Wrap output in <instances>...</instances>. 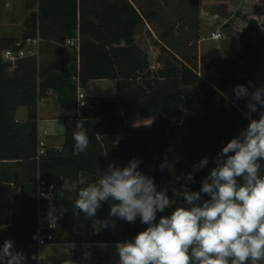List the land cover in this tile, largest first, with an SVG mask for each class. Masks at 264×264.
<instances>
[{"label": "trees", "instance_id": "16d2710c", "mask_svg": "<svg viewBox=\"0 0 264 264\" xmlns=\"http://www.w3.org/2000/svg\"><path fill=\"white\" fill-rule=\"evenodd\" d=\"M33 1L28 35L38 32L43 42L61 44L78 34L79 50L50 61L20 60L10 70L1 50L14 41L0 39V168L9 170L6 178H0L4 195L0 198V248L5 240L13 241L14 250L25 254L26 264H38V179L53 188L52 199L43 203L59 217L55 228L46 231L53 236L50 243L115 245L131 240L147 225L139 218L135 223L117 219L114 230L94 233L92 220L82 212L74 214L72 183L81 175L97 180L110 162L126 166L137 159L139 170L154 178L158 190L167 188L170 198L172 188L180 190L182 184L199 191L222 147L249 123L244 115L247 98L236 100L233 89L244 85L252 92L264 87V32L255 20L240 33L243 52L235 58L221 57L218 50L206 53L198 61L201 76L168 34L160 35L161 49L170 58L153 74L147 53L134 40L148 13L137 10L129 0ZM189 12L183 11V17ZM108 79L116 81V96H89L79 111L90 140L87 150L76 152L73 134H67L60 148H48L37 160L39 101L54 91L57 101L68 105L76 102L78 86L86 88L92 80ZM20 109L26 111L23 121L17 118ZM134 115L156 118V123L129 127L126 120ZM252 118L258 119L259 111ZM160 128L168 134L159 133ZM177 147L189 156L176 157ZM205 157L209 164L193 172L192 166ZM165 161L168 166L161 171ZM190 172L194 183L184 180ZM12 184L22 185V192L17 194ZM108 212L109 203H103L95 219H106Z\"/></svg>", "mask_w": 264, "mask_h": 264}, {"label": "clouds", "instance_id": "9594fccd", "mask_svg": "<svg viewBox=\"0 0 264 264\" xmlns=\"http://www.w3.org/2000/svg\"><path fill=\"white\" fill-rule=\"evenodd\" d=\"M233 93L236 100L247 98L244 115L249 123L222 147L199 191L182 184L180 190L172 188L170 198L167 188L158 190L154 178L139 170L137 159L126 166L110 162L94 182L86 183L81 175L72 183L74 214L82 212L92 220L94 233L114 230L117 219L135 223L139 218L147 225L131 240L116 242L119 264H264V87L249 92L237 85ZM258 111L259 118H252ZM76 129L74 149L83 153L90 143L83 121ZM208 164L207 157L201 159L193 172ZM167 166L165 161L161 171ZM184 180L195 182L191 172ZM181 197L184 203L177 205ZM103 203H109L108 217L95 219ZM166 209L174 210L157 222V214ZM53 211L50 208L49 225L59 218ZM0 264H26V256L5 240Z\"/></svg>", "mask_w": 264, "mask_h": 264}, {"label": "rangeland", "instance_id": "374dc122", "mask_svg": "<svg viewBox=\"0 0 264 264\" xmlns=\"http://www.w3.org/2000/svg\"><path fill=\"white\" fill-rule=\"evenodd\" d=\"M177 1L167 0L164 12L162 13L163 23L155 24L141 23L135 32V43L148 54L150 68L153 74L157 70L164 68V60L170 58L167 53L160 49L158 39L160 35L167 33L169 39L175 44L178 52L189 58L193 68L199 76L203 74L200 67V59L206 53L214 50L220 52L221 57H238L244 49V42L240 33L246 28L251 20L257 21L261 32H264V0H241L238 3H226V0H206L200 7L199 19H194L192 12L184 14L177 11ZM185 2L188 0H184ZM190 1V0H189ZM188 1L189 4H191ZM33 0H11L10 6L6 7L5 2L0 0V39L10 42L23 38L30 33L31 25L29 16L35 11ZM192 2V1H191ZM230 2V1H229ZM236 17L232 18V15ZM41 22V21H40ZM219 32L222 38L216 41L211 40L212 34ZM199 35V36H198ZM204 39L202 41V39ZM201 39V40H199ZM75 48L68 47L66 41L61 44L43 42L40 48V61H50L51 59L62 58L71 54ZM4 49L1 50V57ZM161 56L162 61L158 62ZM51 58V59H48ZM4 58L2 57V60ZM38 59V60H39ZM176 66L180 68V63ZM194 86L188 87L193 88ZM85 91V90H84ZM86 92V91H85ZM90 97L114 98L116 96V82L112 80L93 81L89 89ZM23 113L19 111L18 120L23 119ZM129 127H139L156 123V118H142L134 115L126 120ZM45 128L42 125L40 131ZM159 133L168 134L166 129H158ZM40 132V133H41ZM52 134H62L64 130L50 131ZM73 132V131H71ZM43 137V136H41ZM44 138V137H43ZM62 141H50L49 147L59 148ZM176 157H188L182 148L177 147ZM122 166V165H119ZM8 172V173H7ZM9 170L0 168V178H6ZM86 183L94 182L91 177L85 178ZM18 185L12 188L15 190ZM83 186V185H82ZM53 195V192H52ZM4 195L0 192V198ZM52 199V196H51ZM184 202L177 201V205ZM174 209H166L163 213H158V220L161 216L170 215ZM38 264H119L113 244H92L89 250L91 259L84 260L81 257L82 246L77 243H46L42 246L36 245Z\"/></svg>", "mask_w": 264, "mask_h": 264}, {"label": "crops", "instance_id": "0c3cea01", "mask_svg": "<svg viewBox=\"0 0 264 264\" xmlns=\"http://www.w3.org/2000/svg\"><path fill=\"white\" fill-rule=\"evenodd\" d=\"M133 6L137 10H141L143 12L148 13V17H146V20H144L145 24H155L158 21V25L161 26L163 23V17L161 16L164 12L167 0H129ZM189 1V0H188ZM188 1L179 0L177 1V11L183 12V11H191L197 14V16L194 19H199L200 16V7L205 3L206 0H190ZM192 1V2H191ZM230 1V2H229ZM241 2V0H226V3H238ZM194 8V9H191ZM236 17V15H232V18ZM154 18H157V21ZM202 39V38H201ZM199 39V40H201ZM204 39H202L203 41ZM43 43V41H42ZM41 43V46H42ZM158 44L161 49V47L164 45L161 41V38L159 36ZM68 46V45H67ZM69 47V46H68ZM147 53V52H146ZM148 55V54H147ZM59 58V57H58ZM51 59V58H48ZM53 60V59H51ZM151 69V68H150ZM112 80V79H108ZM93 81H99V80H92L89 82L88 86L86 88H83L88 96H91L89 93L90 85ZM115 81V80H112ZM116 82V81H115ZM117 90V89H116ZM101 98V97H97ZM77 99L76 102L68 104V105H62L57 101V97L54 91H49L47 96L42 98L39 101L38 104V132H41L40 129L42 125L45 126L43 130L48 131V135L45 136V139L48 143V148H57V146L49 147L50 141H62L61 143H58L62 146L64 142V138L67 134H73L74 131H77L76 124L78 121H80L79 118V111H80ZM21 113H23V120H25L26 117V111L25 109H20ZM19 113V112H18ZM64 130L62 134H52L50 131L54 130ZM73 131V132H71ZM60 146V147H61ZM59 147V148H60ZM3 169V168H1ZM15 172H17L18 176L20 177L21 171L19 169H16ZM14 186L13 184L11 185ZM22 185H18V187L14 190L17 194H20L22 192ZM4 198V197H3ZM37 245V244H36Z\"/></svg>", "mask_w": 264, "mask_h": 264}, {"label": "built area", "instance_id": "2783aa9c", "mask_svg": "<svg viewBox=\"0 0 264 264\" xmlns=\"http://www.w3.org/2000/svg\"><path fill=\"white\" fill-rule=\"evenodd\" d=\"M5 2L6 7L10 6L11 0H3ZM37 1V0H36ZM222 38V34L216 32L212 34L211 40L216 41ZM42 39L38 32L35 35H27L23 38L17 39L14 43L4 49L2 53V57L4 58V62H8L11 64L10 70L15 67L16 62L20 60H24L27 58H37L40 56V48ZM66 44L69 47L75 48L79 50V35L76 37L70 38L66 40ZM1 57V58H2ZM88 95L84 91L83 88L78 86L77 89V102L79 107H85L88 104ZM48 135L47 130H43L41 133H37V149H36V158L40 159L41 156L46 154L48 143L45 139V136ZM43 136V137H41ZM36 192L38 198V210L36 216V227L38 232L37 245L42 246L53 240L52 234L46 232L47 230H51L55 228V222L49 225L48 222V214L50 207H47L43 201H47L51 199L53 188L47 186L45 181L38 179L36 184ZM54 215V214H53ZM82 246L81 257L84 260H89L92 257V254L89 250V247L92 244L83 243L80 244Z\"/></svg>", "mask_w": 264, "mask_h": 264}]
</instances>
